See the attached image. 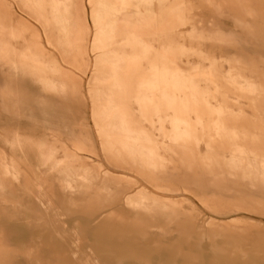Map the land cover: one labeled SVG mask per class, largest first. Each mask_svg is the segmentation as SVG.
<instances>
[{
  "label": "rangeland",
  "instance_id": "1",
  "mask_svg": "<svg viewBox=\"0 0 264 264\" xmlns=\"http://www.w3.org/2000/svg\"><path fill=\"white\" fill-rule=\"evenodd\" d=\"M0 264H264V0H0Z\"/></svg>",
  "mask_w": 264,
  "mask_h": 264
},
{
  "label": "bare ground",
  "instance_id": "2",
  "mask_svg": "<svg viewBox=\"0 0 264 264\" xmlns=\"http://www.w3.org/2000/svg\"><path fill=\"white\" fill-rule=\"evenodd\" d=\"M26 222H27V223H30V221H29V220H26Z\"/></svg>",
  "mask_w": 264,
  "mask_h": 264
}]
</instances>
